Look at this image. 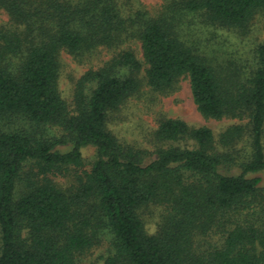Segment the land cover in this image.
<instances>
[{
  "label": "trees",
  "instance_id": "obj_1",
  "mask_svg": "<svg viewBox=\"0 0 264 264\" xmlns=\"http://www.w3.org/2000/svg\"><path fill=\"white\" fill-rule=\"evenodd\" d=\"M124 17L118 0H0V264H78L110 234L102 264H264V43L247 69L211 63L178 34L180 12L244 30L264 0H165ZM137 25L143 61L123 50L76 82H58L60 53L113 46ZM162 94L187 76L208 126L160 117L153 150L121 141L114 112L141 86ZM184 142V145H179ZM95 159L85 168L84 150ZM72 175L63 188L55 176ZM164 207L155 233L141 208Z\"/></svg>",
  "mask_w": 264,
  "mask_h": 264
},
{
  "label": "rangeland",
  "instance_id": "obj_2",
  "mask_svg": "<svg viewBox=\"0 0 264 264\" xmlns=\"http://www.w3.org/2000/svg\"><path fill=\"white\" fill-rule=\"evenodd\" d=\"M124 17L134 16L138 10L148 16H156L162 11L165 0H118ZM9 24L8 13L0 8V28ZM178 34L208 61L218 65L230 62L247 69L254 60L255 49L264 43V9L244 30L218 27L206 24L203 16L194 12H180ZM136 24L129 22L128 31L111 47L99 46L82 55L75 56L66 50L60 53L59 90L69 107L74 106L75 86L78 79L89 69H96L113 59L123 50H132L143 61L141 42L135 34ZM141 86L109 119V128L123 142L153 150L151 133L157 128L160 117L179 118L192 126H208L215 136L228 126L239 122L238 119L207 118L198 110L187 76L181 77L175 89L162 94L155 91L141 74ZM179 145L183 146L184 142ZM85 168L89 169L95 159L92 149L84 150ZM55 181L63 188L70 186L72 175L55 176ZM164 207L150 204L140 210L148 233H155L162 220ZM110 253V234L103 241L84 251L77 259L78 264H102Z\"/></svg>",
  "mask_w": 264,
  "mask_h": 264
}]
</instances>
